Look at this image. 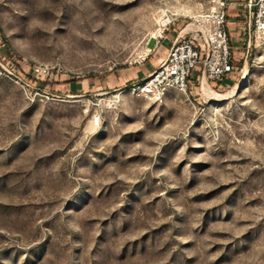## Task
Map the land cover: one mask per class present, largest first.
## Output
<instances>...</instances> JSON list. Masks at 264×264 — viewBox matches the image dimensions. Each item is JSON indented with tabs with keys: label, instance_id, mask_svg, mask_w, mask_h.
Instances as JSON below:
<instances>
[{
	"label": "rangeland",
	"instance_id": "obj_1",
	"mask_svg": "<svg viewBox=\"0 0 264 264\" xmlns=\"http://www.w3.org/2000/svg\"><path fill=\"white\" fill-rule=\"evenodd\" d=\"M208 1L0 0V264H264L258 58L132 89Z\"/></svg>",
	"mask_w": 264,
	"mask_h": 264
},
{
	"label": "built area",
	"instance_id": "obj_2",
	"mask_svg": "<svg viewBox=\"0 0 264 264\" xmlns=\"http://www.w3.org/2000/svg\"><path fill=\"white\" fill-rule=\"evenodd\" d=\"M234 3L209 0L207 8L178 33L164 59L132 89L162 102L170 89L186 92L198 84L203 92L205 86H230L240 72L246 74L243 68L251 53L264 67V0L245 1L244 50L236 49L231 41L229 8ZM7 71L0 60V74Z\"/></svg>",
	"mask_w": 264,
	"mask_h": 264
},
{
	"label": "crops",
	"instance_id": "obj_3",
	"mask_svg": "<svg viewBox=\"0 0 264 264\" xmlns=\"http://www.w3.org/2000/svg\"><path fill=\"white\" fill-rule=\"evenodd\" d=\"M246 0H235V3L232 4L229 8V31L231 36V41L236 49H242L244 47V12H242V5L245 8ZM173 41L170 42V45Z\"/></svg>",
	"mask_w": 264,
	"mask_h": 264
},
{
	"label": "bare ground",
	"instance_id": "obj_4",
	"mask_svg": "<svg viewBox=\"0 0 264 264\" xmlns=\"http://www.w3.org/2000/svg\"><path fill=\"white\" fill-rule=\"evenodd\" d=\"M204 89H205L204 92H206V93H211V94L213 93V94H216V93H215L210 87H208V86H205ZM211 94H210V95H211Z\"/></svg>",
	"mask_w": 264,
	"mask_h": 264
}]
</instances>
